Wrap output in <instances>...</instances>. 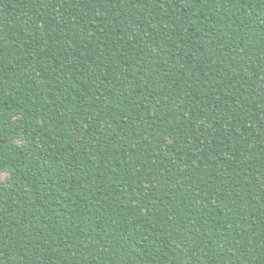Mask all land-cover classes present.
Here are the masks:
<instances>
[{
	"label": "trees",
	"instance_id": "obj_1",
	"mask_svg": "<svg viewBox=\"0 0 264 264\" xmlns=\"http://www.w3.org/2000/svg\"><path fill=\"white\" fill-rule=\"evenodd\" d=\"M0 264H264V0H0Z\"/></svg>",
	"mask_w": 264,
	"mask_h": 264
}]
</instances>
